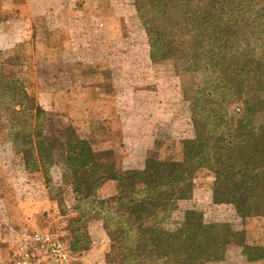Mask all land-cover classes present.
Here are the masks:
<instances>
[{
	"label": "trees",
	"instance_id": "1",
	"mask_svg": "<svg viewBox=\"0 0 264 264\" xmlns=\"http://www.w3.org/2000/svg\"><path fill=\"white\" fill-rule=\"evenodd\" d=\"M134 1L148 35L150 59L173 60L190 82L182 94L194 135L183 141V160H160L149 152L142 169L107 168L89 140L72 125L55 128L52 114L18 83L6 92L13 151L21 155L26 170L45 174L60 207L68 188L77 207L89 206L83 213L94 211L90 216L103 221L118 251L107 254L110 261L205 264L222 260L230 245L244 247L248 260H257V248L246 242L243 230L229 223H205L195 209L176 227L164 222L176 201L193 195L200 168L214 173L215 202L233 205L243 219L264 211V23L245 27L237 4L243 0ZM225 8L230 15L222 20L219 10ZM6 94H0L2 112L7 110ZM56 165L60 185L51 177ZM112 179L117 194L96 197L98 187ZM67 243L74 257L76 247Z\"/></svg>",
	"mask_w": 264,
	"mask_h": 264
},
{
	"label": "rangeland",
	"instance_id": "2",
	"mask_svg": "<svg viewBox=\"0 0 264 264\" xmlns=\"http://www.w3.org/2000/svg\"><path fill=\"white\" fill-rule=\"evenodd\" d=\"M237 4L245 27L264 23V0ZM71 10L79 21L53 22L41 17L33 22L32 34L30 25L22 21L11 25L17 32L22 29L20 34L0 32V94L9 93L14 83L34 93L54 117L53 126L72 125L80 137L91 142L107 168L142 169L149 152L160 160L182 161L183 141L194 135L189 103L182 94L190 82L179 74L173 60L150 59L148 35L135 1L84 0ZM90 11L102 14L101 19L88 23L85 14ZM219 15L225 20L230 11L221 9ZM3 101L7 110L0 111V264H13L17 235L36 229L50 230L74 244L72 264L121 263L120 258L109 260L107 254L118 251L103 221L90 216L94 211L83 213L89 206L77 207L76 195L65 188L60 207L57 191L49 189L45 174L26 170L10 137V94ZM51 177L55 185L61 184L58 165L53 166ZM214 180L212 171L200 168L195 173L193 195L167 210L164 225L176 227L188 210L195 209L203 214L205 223H229L243 230L247 243L262 236L264 211L243 219L233 205L215 202ZM117 192V182L112 179L99 186L95 195L105 199ZM236 247L230 245L222 260L205 264H252L239 260ZM256 248L258 255H264L262 247Z\"/></svg>",
	"mask_w": 264,
	"mask_h": 264
},
{
	"label": "crops",
	"instance_id": "3",
	"mask_svg": "<svg viewBox=\"0 0 264 264\" xmlns=\"http://www.w3.org/2000/svg\"><path fill=\"white\" fill-rule=\"evenodd\" d=\"M84 0H0V32H12L19 33L22 32V29L12 30V23L16 21H22L24 23H28L30 25L29 32L32 34L35 31L33 27V22L37 20V18H50L51 21H64L65 19L77 22V15H75L71 7L76 6L78 3L82 4ZM89 2V0H88ZM106 4V2H103ZM63 9V11H59L56 9L57 7ZM54 7V10L53 8ZM87 17L85 18L87 22H94L96 19H101L102 14H97L93 11L87 12L85 14ZM5 26V27H4ZM11 26V27H8ZM3 27V28H1ZM69 28V27H67ZM70 29V28H69ZM25 31V29L23 30ZM21 34H24L21 33ZM264 231V227L261 228ZM249 245L255 247H262L264 249V233L263 235H258V237L254 240H247ZM236 250L240 258L248 261L249 263H259L264 264V255H259L257 260H248L247 255L244 253V247L238 246Z\"/></svg>",
	"mask_w": 264,
	"mask_h": 264
},
{
	"label": "built area",
	"instance_id": "4",
	"mask_svg": "<svg viewBox=\"0 0 264 264\" xmlns=\"http://www.w3.org/2000/svg\"><path fill=\"white\" fill-rule=\"evenodd\" d=\"M13 264H72L67 241L50 230H24L13 247Z\"/></svg>",
	"mask_w": 264,
	"mask_h": 264
}]
</instances>
